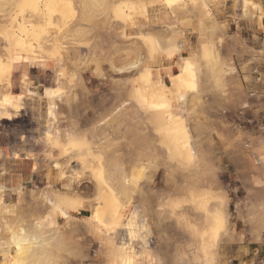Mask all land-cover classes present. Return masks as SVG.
Masks as SVG:
<instances>
[{"label":"rangeland","instance_id":"rangeland-1","mask_svg":"<svg viewBox=\"0 0 264 264\" xmlns=\"http://www.w3.org/2000/svg\"><path fill=\"white\" fill-rule=\"evenodd\" d=\"M167 1L0 0V264H264V0Z\"/></svg>","mask_w":264,"mask_h":264},{"label":"bare ground","instance_id":"bare-ground-1","mask_svg":"<svg viewBox=\"0 0 264 264\" xmlns=\"http://www.w3.org/2000/svg\"><path fill=\"white\" fill-rule=\"evenodd\" d=\"M23 3H30V5H31V7L33 8L32 10H33V12L35 13V15H36V17H38V19L39 20H41V21H43L44 19H45V16H46V12H47V9H48V7H49V3H50V0H21ZM179 0H169V1H167V5L168 6H171L172 4H174V3H177ZM130 11H132V10H134L133 8H132V6H130V9H129ZM28 25H29V23L28 22H26V21H24V20H22V22H20L19 24H18V26H19V30H20V36H21V34H27L29 31V29H27L28 28ZM131 25V24H130ZM20 36H18V38H20ZM14 61V60H13ZM190 71H189V67H188V65H186L185 66V68L184 69H182L181 70V72H180V74H177V75H173L172 77H170L171 78V82H173V85L175 86V88H176V97L178 98V99H183V97H184V93H182V91L188 86V83L190 82V81H188V79L190 78ZM141 78V77H140ZM157 78H159V77H157ZM191 79V78H190ZM140 80H143V83H141L143 86V88H141V90L142 89H144V87H146V89H144L146 92H144V91H142V92H140V93H142L141 94V96L143 95L144 96V94L143 93H145V94H147L148 92V89L151 87V85H152V75H151V73H150V70H148V71H145L144 72V74H143V79H140ZM155 80H156V78H155ZM158 82H159V80H157ZM23 82V81H22ZM141 82V81H140ZM156 83V82H155ZM158 84V83H157ZM160 85V88H161V91L163 90V85H162V83H159ZM190 85H191V83H190ZM189 85V86H190ZM159 88V89H160ZM27 90V89H26ZM154 90H155V86H154ZM153 89H152V91H154ZM157 91H159V90H157ZM149 92H150V89H149ZM29 93H31L30 91H29ZM51 93H55V91L53 92H51V91H48V92H46V94H47V96H48V99H49V101L47 102L48 103V115L49 116H52L53 117V109H54V104H53V98H54V96L53 95H51ZM150 93H152V92H150ZM32 94V93H31ZM142 99H144V97H141ZM20 97H6L5 98V100H4V103H3V106H2V108H0V119H11L12 118V116L14 115H12L11 116V114H10V111H15V112H18L19 110H20V108H21V106H20V103H22V102H20ZM146 100V99H145ZM154 101H155V98H150V100H147L146 101V104H154ZM14 113V112H13ZM17 115V114H16ZM15 116V115H14ZM50 118V117H49ZM51 120V119H50ZM52 120H54V119H52ZM50 129V128H49ZM177 131V130H176ZM49 133V132H48ZM47 134V133H46ZM45 134V136H47ZM12 189H14V187H11V188H7L6 186H4V185H2V184H0V191L4 194L6 191H11ZM2 203V202H1ZM106 203H107V206H111V209H112V212H113V215H114V218H113V222H114V226H120V225H124V220H123V214L122 213H120V210H118V209H116L117 208V206H114L115 204H113L112 203V201H111V198H110V196L109 195H107V198H106ZM8 205V204H7ZM113 205V206H112ZM111 212V213H112ZM63 215L65 216V217H67L68 218V216L66 215V214H64L63 213ZM64 218V217H63ZM66 219V218H65ZM35 240V239H34ZM33 241V240H32ZM24 242V241H23ZM20 243H21V240L20 239H18V238H16L15 240H14V245H16L17 247V249L18 250H20ZM34 244V243H33ZM35 245V244H34ZM29 246V245H28ZM31 246V245H30ZM15 247V246H14ZM32 247V246H31ZM34 247V246H33ZM32 247V248H33ZM36 247V246H35ZM29 248V247H28ZM10 249H8V251H9ZM33 250H35V249H33ZM32 250V251H33ZM6 252L5 253V261L9 258V257H13V255L10 253L9 254V252ZM12 252V251H11ZM14 252V251H13ZM31 252V251H30ZM15 253V252H14ZM36 254V253H35ZM29 255H31V254H29ZM37 255V254H36ZM3 256V257H4ZM16 257V256H15ZM30 257V256H29ZM34 257V256H33ZM35 257H37V256H35ZM14 258V257H13ZM31 258V257H30ZM41 260V259H40ZM35 261V260H34ZM32 262H33V260H32ZM38 262V261H37ZM33 264H36V263H34L33 262Z\"/></svg>","mask_w":264,"mask_h":264},{"label":"crops","instance_id":"crops-1","mask_svg":"<svg viewBox=\"0 0 264 264\" xmlns=\"http://www.w3.org/2000/svg\"><path fill=\"white\" fill-rule=\"evenodd\" d=\"M210 8L212 7V3H209ZM148 19L149 24H151L153 27L159 26V25H173L175 23V19L173 16V13L167 6H162L161 8L158 6H152L148 8ZM185 22V28L184 36L187 45H191V49H195L197 47V32L194 33V29L197 28V22H193V18H190L186 14L182 15L180 14L178 17V22ZM191 25V26H190ZM163 62V66L166 69L163 73V80L164 82L169 80V75L173 76L175 68L172 65L171 62ZM261 177H264L261 176Z\"/></svg>","mask_w":264,"mask_h":264},{"label":"snow or ice","instance_id":"snow-or-ice-1","mask_svg":"<svg viewBox=\"0 0 264 264\" xmlns=\"http://www.w3.org/2000/svg\"><path fill=\"white\" fill-rule=\"evenodd\" d=\"M51 95L55 96V95H56V93H51Z\"/></svg>","mask_w":264,"mask_h":264}]
</instances>
